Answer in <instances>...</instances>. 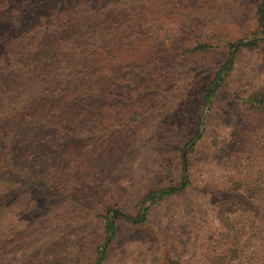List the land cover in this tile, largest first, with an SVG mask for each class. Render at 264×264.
Here are the masks:
<instances>
[{
  "label": "trees",
  "instance_id": "obj_1",
  "mask_svg": "<svg viewBox=\"0 0 264 264\" xmlns=\"http://www.w3.org/2000/svg\"><path fill=\"white\" fill-rule=\"evenodd\" d=\"M263 71L264 0H0V264L68 221L107 264L164 209L155 264H264Z\"/></svg>",
  "mask_w": 264,
  "mask_h": 264
},
{
  "label": "rangeland",
  "instance_id": "obj_2",
  "mask_svg": "<svg viewBox=\"0 0 264 264\" xmlns=\"http://www.w3.org/2000/svg\"><path fill=\"white\" fill-rule=\"evenodd\" d=\"M247 25L245 24V29L247 30ZM236 30L239 31L238 28L231 27L229 30ZM247 31H251L250 28ZM248 33V32H247ZM260 62V54L256 53V51H248L240 56L239 59V69L242 71V74L249 77L248 81L250 82L254 77L255 79L251 84H253L256 79L259 77V72L262 70L259 66ZM262 76L264 79V71L262 72ZM224 102L226 103L227 100L225 99ZM192 110V108H191ZM227 133V132H226ZM218 142V141H217ZM204 161L208 162L209 164H212L213 161L219 160L217 163L212 164L211 173L213 174L212 178H215L216 176L221 174V169L223 168L225 158L224 157H218L210 152L206 151V153H203ZM152 170V168H151ZM210 177V176H209ZM133 181V180H132ZM131 181V182H132ZM149 181V180H147ZM145 182V180H144ZM130 183V182H129ZM211 184V183H209ZM182 202L179 203L181 205ZM167 210L164 209L161 211V213H158L157 215L154 214L152 225L148 226L144 229H138V230H132L133 227L127 225L126 223H121V239L118 241L117 245L114 247L113 252L111 254V257L107 264H155L156 260L161 259L162 256V250L159 245L157 244V247L150 244L152 241V234L151 231H160L162 229H166L168 223V220L165 218L167 217ZM95 222V221H93ZM97 223V222H96ZM97 225L100 227V225L97 223ZM94 226V230H97ZM76 226L84 229L88 232L89 237H93V224L90 221H87L86 223H82L80 221L73 222L68 221L67 232L65 233V229L61 230L62 233L59 236H57L56 233L45 230L44 232L38 234L35 236V238L32 240L34 242V251L33 256L36 254H39V256L42 254L43 257L40 258V261L43 263L38 264H85V260H83L84 256H81L80 258L77 257L76 253L73 254L69 249H75V247H80L82 245V242L80 241V235L76 232ZM186 228V224H184ZM102 229V225L100 227V230ZM184 229L181 230V232ZM186 230V229H185ZM99 231V230H98ZM187 233H189L188 230H186ZM162 237L161 239H163ZM16 237H13L12 240L14 241ZM67 242V253L68 256L61 260L63 257V253H65L66 249L62 247L61 241ZM203 242V243H202ZM185 244L188 243V241L184 242ZM196 247L199 248V253L203 254L204 251V240L201 241L198 245H192V250ZM11 247L10 250H14V258L16 257H23L25 253H27L28 248H26L25 245L20 246L17 250ZM30 248V247H29ZM82 248V247H80ZM86 250V249H85ZM178 255L182 258V263H190V264H196V258L193 259L189 256L190 253H186V249H184L181 246L177 247ZM207 248L205 249L206 253ZM82 252V251H81ZM29 254V253H28ZM32 255H27L24 257H30ZM88 257V252L86 253L84 259ZM38 256H36V259ZM78 258V259H77ZM199 259V258H198ZM200 260H198V263ZM12 263V262H11ZM15 263V262H14ZM13 263V264H14ZM22 264V263H21Z\"/></svg>",
  "mask_w": 264,
  "mask_h": 264
}]
</instances>
